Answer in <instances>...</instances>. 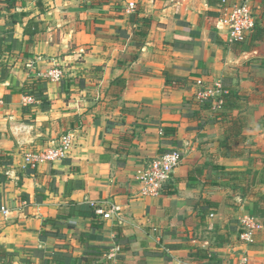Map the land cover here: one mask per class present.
Returning a JSON list of instances; mask_svg holds the SVG:
<instances>
[{"label": "crops", "instance_id": "1", "mask_svg": "<svg viewBox=\"0 0 264 264\" xmlns=\"http://www.w3.org/2000/svg\"><path fill=\"white\" fill-rule=\"evenodd\" d=\"M218 1L0 0V264H264V235L238 238L264 214V38L229 43ZM254 14L264 29V0ZM53 69L44 110L22 87ZM198 81L236 108L201 107ZM66 136L64 159L26 165ZM174 150L141 197L136 177Z\"/></svg>", "mask_w": 264, "mask_h": 264}, {"label": "built area", "instance_id": "2", "mask_svg": "<svg viewBox=\"0 0 264 264\" xmlns=\"http://www.w3.org/2000/svg\"><path fill=\"white\" fill-rule=\"evenodd\" d=\"M220 2L222 4L220 22L227 29L228 42L233 44L242 43L245 37L251 34L255 28L254 3L256 0H220ZM129 9H133V4H129ZM37 76L48 81H57L61 77V72L53 69ZM197 84L200 87L199 92L196 94L197 103L201 105L211 100L212 106L219 108L223 102L222 94L224 93L220 85L207 87L200 81ZM27 101L33 100L28 97ZM70 146V138L66 136L56 146L26 153L25 163L30 168L35 169L41 164L61 161L66 157ZM180 163L181 157L176 150L152 158L135 179L138 194L141 197H158L161 195L165 185L169 183L174 170ZM116 210V206L110 204L108 211L104 212L99 209L97 213L102 215L104 219H110L116 213ZM8 213V207L0 205V217L5 218ZM260 234L264 235V217L246 216L239 221L238 238L240 242L246 245L254 244L256 237ZM117 251L118 248H115V252ZM238 264H245V260L239 261Z\"/></svg>", "mask_w": 264, "mask_h": 264}, {"label": "trees", "instance_id": "3", "mask_svg": "<svg viewBox=\"0 0 264 264\" xmlns=\"http://www.w3.org/2000/svg\"><path fill=\"white\" fill-rule=\"evenodd\" d=\"M218 6L221 8L222 4L220 1H218ZM27 32V30H25ZM36 34V30L30 34V36H34ZM264 38V29L256 27L253 30L251 34L245 37L244 41L240 43V47L242 52L249 51L251 48L255 47L258 42L262 41ZM165 82L166 84H172L174 86H183V83H178L177 79H173L171 77L166 76L165 77ZM46 80L41 79V78H33L29 82L24 83L22 87V93L24 96H31L33 97L36 101L40 102L41 108L42 109H47L49 107V101L48 97L45 93L46 90ZM222 91L224 92L222 94V104L220 105V110H230L236 108L235 102H236V94L230 89L227 88H221ZM211 100L206 101L204 104H201L202 106H208ZM10 163L9 157L7 155H0V167L5 166L7 167L8 164ZM257 206V205H256ZM256 206H254V212L256 215H260L261 217H264L263 213H258L256 211ZM8 259V262L11 261L12 256L6 254L4 251L0 250V261ZM10 264V263H6Z\"/></svg>", "mask_w": 264, "mask_h": 264}]
</instances>
